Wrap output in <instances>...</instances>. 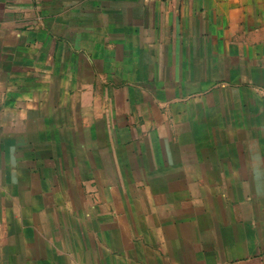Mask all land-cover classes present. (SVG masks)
Returning <instances> with one entry per match:
<instances>
[{
  "label": "crops",
  "instance_id": "1",
  "mask_svg": "<svg viewBox=\"0 0 264 264\" xmlns=\"http://www.w3.org/2000/svg\"><path fill=\"white\" fill-rule=\"evenodd\" d=\"M0 264H264V0H0Z\"/></svg>",
  "mask_w": 264,
  "mask_h": 264
},
{
  "label": "rangeland",
  "instance_id": "2",
  "mask_svg": "<svg viewBox=\"0 0 264 264\" xmlns=\"http://www.w3.org/2000/svg\"><path fill=\"white\" fill-rule=\"evenodd\" d=\"M144 146H147V145H144ZM141 149V148H140ZM142 150H145V148H143Z\"/></svg>",
  "mask_w": 264,
  "mask_h": 264
}]
</instances>
